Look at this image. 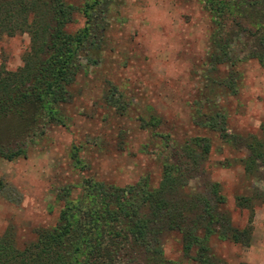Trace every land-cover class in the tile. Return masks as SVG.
I'll return each instance as SVG.
<instances>
[{
	"label": "rangeland",
	"instance_id": "374dc122",
	"mask_svg": "<svg viewBox=\"0 0 264 264\" xmlns=\"http://www.w3.org/2000/svg\"><path fill=\"white\" fill-rule=\"evenodd\" d=\"M203 1L113 0L100 60L69 88L59 107L62 124L46 128L24 158L0 159V235L10 232L17 247L32 241L38 230L54 226L63 202L57 196H76L87 178L117 187L146 179L156 187L160 159L151 132L176 143L202 136L210 144L205 176L218 184L231 225L250 229L246 247L209 238L208 256L213 264H264V204L252 213L235 206L237 197L264 190V165L247 177L243 144H225L193 119L200 100L203 111L224 114L227 134L258 137L264 123V65L242 55L233 65H211ZM74 20L67 27L71 33L83 26L80 13ZM28 45L26 34H0V67L16 70ZM233 78L231 94L224 83ZM210 81L221 83L203 89ZM203 92L205 99L199 96ZM110 94L123 110L105 103ZM149 117L159 123L143 128ZM162 253L174 264H196L192 252L183 256L176 233L165 235Z\"/></svg>",
	"mask_w": 264,
	"mask_h": 264
},
{
	"label": "trees",
	"instance_id": "16d2710c",
	"mask_svg": "<svg viewBox=\"0 0 264 264\" xmlns=\"http://www.w3.org/2000/svg\"><path fill=\"white\" fill-rule=\"evenodd\" d=\"M112 3L0 0V34L29 38L21 65L14 71L0 67V159L24 158L46 128L62 124L59 107L68 100L69 88L81 71L100 60ZM203 9L210 22L212 66L233 65L241 55L264 65V0H204ZM75 13L81 14L83 26L71 33L67 27ZM216 83L221 82L202 88L210 91ZM224 86L233 94L235 79L225 80ZM199 96L206 98L204 92ZM105 103L124 109L111 94ZM199 103L194 105L195 125L225 144L241 142L246 152L241 165L250 177L264 165V123L258 137L229 135L224 114L203 111ZM158 123L149 117L143 128ZM149 139L156 141L160 159L156 187L146 179L124 187L84 179L76 196H57L63 202L54 226L38 230L32 241L17 247L10 232L0 235V264H174L162 253V240L171 233L180 236L183 256L192 252L196 264H213L209 238L246 247L250 229L231 225L218 184L205 176L208 139L195 136L176 143L153 132ZM261 204L264 190L235 199L238 209L250 213Z\"/></svg>",
	"mask_w": 264,
	"mask_h": 264
}]
</instances>
